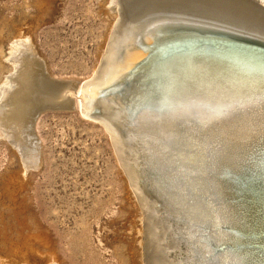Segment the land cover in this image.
I'll return each instance as SVG.
<instances>
[{
  "label": "bare ground",
  "instance_id": "6f19581e",
  "mask_svg": "<svg viewBox=\"0 0 264 264\" xmlns=\"http://www.w3.org/2000/svg\"><path fill=\"white\" fill-rule=\"evenodd\" d=\"M108 15L83 83L31 36L12 42L0 130L28 168L42 112L101 124L137 211V262L121 264H264V0H111Z\"/></svg>",
  "mask_w": 264,
  "mask_h": 264
},
{
  "label": "rangeland",
  "instance_id": "374dc122",
  "mask_svg": "<svg viewBox=\"0 0 264 264\" xmlns=\"http://www.w3.org/2000/svg\"><path fill=\"white\" fill-rule=\"evenodd\" d=\"M110 4L0 0V84L11 71L9 47L24 36L33 38L56 78L83 83L105 47ZM35 131L37 165L27 168L0 130V260L121 264L131 257L137 262L136 207L101 124L82 118L75 106L42 112ZM15 246L19 254L11 257Z\"/></svg>",
  "mask_w": 264,
  "mask_h": 264
},
{
  "label": "water",
  "instance_id": "95a60500",
  "mask_svg": "<svg viewBox=\"0 0 264 264\" xmlns=\"http://www.w3.org/2000/svg\"><path fill=\"white\" fill-rule=\"evenodd\" d=\"M96 114H100V111L98 109H95Z\"/></svg>",
  "mask_w": 264,
  "mask_h": 264
}]
</instances>
